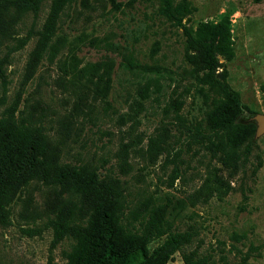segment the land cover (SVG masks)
Returning <instances> with one entry per match:
<instances>
[{
    "label": "rangeland",
    "instance_id": "1",
    "mask_svg": "<svg viewBox=\"0 0 264 264\" xmlns=\"http://www.w3.org/2000/svg\"><path fill=\"white\" fill-rule=\"evenodd\" d=\"M186 1L193 10L178 25L157 15L158 0H47L36 18L5 8L0 0V58L23 44L5 68L8 84L5 94L0 85V113L18 102L34 126L66 135V160L113 168L131 197L147 191L184 198L200 186L205 167H215L226 195L188 204L175 224L197 234L191 249L236 262L240 256L232 246L243 253L253 246L257 249L248 262L264 264V135L254 141V132L250 153L244 158L243 146L234 167L205 157L189 162L184 156L189 166L172 186L173 166L165 163L166 155L147 147L163 123L165 148L173 155L184 139L183 124L194 126L203 117L208 100L184 62V31L223 15L230 20L234 56H217L216 74L240 94L248 108L243 119L264 115V1ZM125 55L140 67H121ZM106 83L108 115L102 112ZM90 113L95 120L88 119ZM125 147L128 165L120 167ZM55 202L54 193L38 182L19 187L0 223V264H47L50 232L28 238L21 229L33 226L31 220L40 224ZM234 234L242 239L235 241ZM66 247L55 250L54 262L63 263L60 252ZM168 264L184 263L176 253Z\"/></svg>",
    "mask_w": 264,
    "mask_h": 264
},
{
    "label": "trees",
    "instance_id": "2",
    "mask_svg": "<svg viewBox=\"0 0 264 264\" xmlns=\"http://www.w3.org/2000/svg\"><path fill=\"white\" fill-rule=\"evenodd\" d=\"M46 1L3 0V4L16 12L32 13L36 18ZM158 2L157 15L178 25L193 10L186 0ZM184 35V62L190 66L208 105L194 126L183 124L184 139L173 155L165 148L167 131L163 123L148 138L150 153L160 150L159 155H166L165 163L173 166L168 176L170 186L183 175L184 165L188 167L192 159L205 157L226 168L234 167L243 146L244 158L250 153L256 130L254 123L243 119L248 108L240 94L224 76L216 74L217 56L226 60L234 56L229 17L223 15L215 22H201L195 31L185 30ZM22 46L21 43L12 47L0 58L3 94L8 84L5 68L9 57ZM120 66L129 70L140 67L130 55L122 57ZM97 88L95 85L96 91ZM106 89L102 98L104 115L112 109L106 98L108 85ZM26 114L18 102L0 113V223H4L6 207L13 202L21 185L35 181L51 190L56 200L54 207L40 218V224L31 220L33 226L27 224L21 229L28 238L50 232L47 264H58L54 262V252L64 243L67 247L60 252L62 264H130L137 257L134 264H168L176 253L184 264H250L248 261L257 248L250 246L243 253L232 246L231 251L240 256L238 261H230L225 255L216 260L212 253L201 252L199 247L191 249L197 234L192 230L181 231L175 224L188 204L206 203L214 196L221 199L226 195V186L215 167L206 166L200 186L184 198L170 194L157 197L147 191L131 197L127 182L113 168L96 167L83 159L69 162L65 158L66 135L57 136L50 128L34 126ZM88 119L92 121L95 117L90 113ZM128 151L125 147L118 158L120 167L128 165ZM184 156H189L190 161L186 163ZM233 239L239 241L242 236L234 234ZM156 241L161 243L150 249Z\"/></svg>",
    "mask_w": 264,
    "mask_h": 264
},
{
    "label": "water",
    "instance_id": "3",
    "mask_svg": "<svg viewBox=\"0 0 264 264\" xmlns=\"http://www.w3.org/2000/svg\"><path fill=\"white\" fill-rule=\"evenodd\" d=\"M248 122L254 123L256 127L254 141L264 135V115L254 114L248 118Z\"/></svg>",
    "mask_w": 264,
    "mask_h": 264
},
{
    "label": "crops",
    "instance_id": "4",
    "mask_svg": "<svg viewBox=\"0 0 264 264\" xmlns=\"http://www.w3.org/2000/svg\"><path fill=\"white\" fill-rule=\"evenodd\" d=\"M262 1H264V0H262ZM261 2V1H260ZM259 4V3H258Z\"/></svg>",
    "mask_w": 264,
    "mask_h": 264
}]
</instances>
